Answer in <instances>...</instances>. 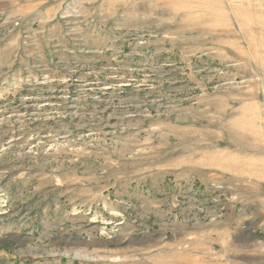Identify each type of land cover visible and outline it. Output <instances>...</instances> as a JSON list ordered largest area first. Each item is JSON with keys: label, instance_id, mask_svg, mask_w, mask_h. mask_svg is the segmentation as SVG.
Masks as SVG:
<instances>
[{"label": "rangeland", "instance_id": "374dc122", "mask_svg": "<svg viewBox=\"0 0 264 264\" xmlns=\"http://www.w3.org/2000/svg\"><path fill=\"white\" fill-rule=\"evenodd\" d=\"M0 264H264V0H0Z\"/></svg>", "mask_w": 264, "mask_h": 264}]
</instances>
